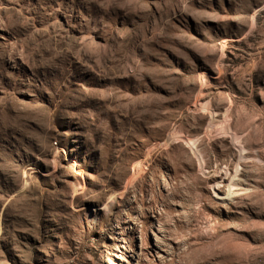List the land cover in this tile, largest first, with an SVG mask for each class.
<instances>
[{
    "label": "rangeland",
    "instance_id": "1",
    "mask_svg": "<svg viewBox=\"0 0 264 264\" xmlns=\"http://www.w3.org/2000/svg\"><path fill=\"white\" fill-rule=\"evenodd\" d=\"M0 264H264V0H0Z\"/></svg>",
    "mask_w": 264,
    "mask_h": 264
}]
</instances>
